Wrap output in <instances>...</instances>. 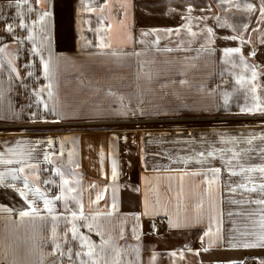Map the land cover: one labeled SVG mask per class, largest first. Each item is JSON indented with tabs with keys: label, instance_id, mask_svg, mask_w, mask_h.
<instances>
[{
	"label": "crops",
	"instance_id": "obj_1",
	"mask_svg": "<svg viewBox=\"0 0 264 264\" xmlns=\"http://www.w3.org/2000/svg\"><path fill=\"white\" fill-rule=\"evenodd\" d=\"M261 7L264 0H0V208L11 210L0 211V264H80L88 261L76 255L87 251L81 235L107 242L108 264H260L264 248L232 245L264 232V204L255 203L264 200V174L248 171L264 167V112L241 111L264 108ZM228 48L240 52L225 55ZM134 112L249 123L137 138L132 175L120 131L70 127ZM62 187L65 197L54 199ZM29 201L40 215L21 218Z\"/></svg>",
	"mask_w": 264,
	"mask_h": 264
},
{
	"label": "rangeland",
	"instance_id": "obj_2",
	"mask_svg": "<svg viewBox=\"0 0 264 264\" xmlns=\"http://www.w3.org/2000/svg\"><path fill=\"white\" fill-rule=\"evenodd\" d=\"M231 123H249L242 120H219L216 117L195 116L194 114H170V115H139L131 113L121 120L107 119L100 121H82L71 123V128L78 130L105 129L121 132V143L124 149V159L129 166L127 174L135 172L136 140L148 135L160 136L170 135L176 137L181 131H190L210 125H221ZM4 124H0V131L5 130ZM124 131V132H123Z\"/></svg>",
	"mask_w": 264,
	"mask_h": 264
},
{
	"label": "snow or ice",
	"instance_id": "obj_3",
	"mask_svg": "<svg viewBox=\"0 0 264 264\" xmlns=\"http://www.w3.org/2000/svg\"><path fill=\"white\" fill-rule=\"evenodd\" d=\"M23 2L24 3H27V0H23ZM38 2H39V0H38ZM222 2H225V0H222ZM228 2H230V0H228ZM20 3H21V0H16V6L17 7L20 6ZM247 8H248V10H253V5L252 4H248L247 5ZM29 10L31 11V9H29ZM189 11H191V9H189ZM260 12H261L262 15H264V7H261ZM48 15H49V13L45 12L43 14V16L40 17L41 21H43L44 17H46ZM20 27L21 28H24L25 27V25H24L23 22L20 24ZM245 27H247V25H245ZM12 30L13 29H12L11 25H8L7 26V31L11 32ZM209 32H211V29H209ZM28 38L29 39H32L31 36H29ZM225 39H228V37H226ZM231 39H236V37H231ZM0 51H2V49H0ZM32 51L34 53H36L37 52V49L36 48H33ZM224 51H225V55H228L230 53L240 52V49L239 48H228V49H225ZM253 55H255V53H253ZM41 60H42V63H43L44 75H45V77H47L48 74H49V62L44 61L43 60V57H41ZM13 70H15V69H13ZM29 75H31V73H29ZM256 75H257L256 72L253 71V73H252L253 78ZM49 87H51V85H49ZM51 95H52V93L49 92V96H51ZM255 110H259L261 112H264V108H261L259 105H257L255 109H253V108H242L241 109L242 112H245L246 111V112H249V113H251V112H253ZM33 115H35V114H33ZM248 142L251 143V140H249ZM262 151H264V150H262ZM200 155H203V154L201 153ZM208 155L209 156H213L214 153L213 152H209ZM236 155H238V154H236ZM46 159H47V157H46ZM6 162L7 163H12V161H6ZM200 162L202 163L203 161H200ZM255 170H259L262 174H264V167H259L258 169H248V171H255ZM19 171L23 172L24 169L21 168V169H19ZM209 171L213 172L214 174H218L219 171H220V169L215 168V169H210ZM242 171H243V169H242ZM231 174L232 175H237V173L235 171H232ZM116 175H117V172H116V163H115V161H113L112 176H113V179L114 180L116 178ZM12 178L14 180L17 179V177L15 175H13ZM0 183H3V174H0ZM67 183H68L67 181H64V184L65 185H67ZM209 183H211V181H209ZM241 187H244V186L241 185ZM24 188H28L27 181H25V183H24ZM259 188H260L261 191H264V184H260L259 185ZM72 190L73 189H69V191H72ZM247 190L248 191H256L257 188L256 187H252V188L247 189ZM17 191L19 192V195L21 197H23L24 199L27 200V194L24 191L19 190V189H17ZM39 191H40L39 189H36V192L37 193H39ZM40 195H41V197H43V193H40ZM64 197H65V192H64V188L62 187L61 188L60 195L59 196H56L54 199L60 200V199H62ZM97 199H99V197H97ZM28 203H29L30 211H20L19 212V216L21 218L28 217V216H32V215L39 216L40 215L39 210L36 207L33 206V202L32 201H29ZM255 203H257V204H264V200H256ZM51 204H52V201L51 200L44 199V207H45V209H47V211L49 213L52 212V208L50 207ZM81 209H82V205H81ZM0 211H11V210L10 209L0 208ZM71 215H72V217H73L74 220L77 218V213L76 212H72ZM41 218H43V217H41ZM80 218L87 219L86 217H84L82 210L80 212ZM53 219L55 220L56 217H53ZM86 227H88L89 230L92 229V225L91 224H87ZM261 227L264 228V218H262V220H261ZM71 231H72V234H73V239H75L77 237V234H78V230H77V227H76L75 224L72 225ZM52 232H53V238H55V232H56L55 225L53 226ZM97 235H101L102 236L103 234L100 233V232H97ZM79 239L81 241V248H85L86 247L87 248V251L86 252H80V251H78V252H76V255L78 257H81V256H87L88 257V261H85V260L81 259L80 264H89V261L91 262V264H101V261H103V264H108V261L107 260H104V258H103L104 245L107 243L106 241H103L102 240L101 244L99 246H97L87 236L81 235L79 237ZM98 247H99V252H97V248ZM232 247L233 248L243 247L245 249H248V248H257V247L264 248V232L260 233L258 235L257 239L254 240V241H252V242H245V243H243L241 245L233 244ZM59 249H60V245L58 243L55 244V248H54L52 254L55 255L56 251L59 250ZM205 250H207V249H205ZM68 253H69V258H71V249L68 250ZM61 255H63V253H61ZM257 259H259V258H257ZM113 264H119V261H115V262H113ZM234 264H235V262H234ZM260 264H264V259H261L260 260Z\"/></svg>",
	"mask_w": 264,
	"mask_h": 264
},
{
	"label": "built area",
	"instance_id": "obj_4",
	"mask_svg": "<svg viewBox=\"0 0 264 264\" xmlns=\"http://www.w3.org/2000/svg\"><path fill=\"white\" fill-rule=\"evenodd\" d=\"M3 127H5V126H3ZM156 226L158 227V230H162L164 228L163 225H161V224H156Z\"/></svg>",
	"mask_w": 264,
	"mask_h": 264
}]
</instances>
